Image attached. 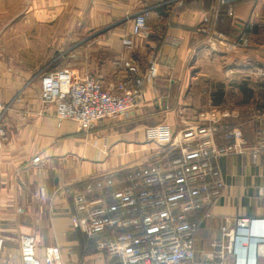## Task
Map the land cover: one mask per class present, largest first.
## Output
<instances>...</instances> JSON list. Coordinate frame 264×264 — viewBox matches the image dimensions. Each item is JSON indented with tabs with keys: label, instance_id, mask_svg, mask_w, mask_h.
I'll return each instance as SVG.
<instances>
[{
	"label": "crops",
	"instance_id": "crops-1",
	"mask_svg": "<svg viewBox=\"0 0 264 264\" xmlns=\"http://www.w3.org/2000/svg\"><path fill=\"white\" fill-rule=\"evenodd\" d=\"M213 3L0 0V57L21 52H70L74 57L85 53L83 64L106 87L121 78L123 60L135 61L146 72L150 61L159 58V76L146 85L144 103L128 118L104 122L92 132L71 121L59 125L52 107L43 112L39 60L27 68L17 58L9 62L0 58V85L13 90L3 94L9 109L2 121L6 139L0 143V237L5 240L0 264H22L23 234L36 237L41 260L49 249H56L62 264H117L73 228V200L58 191L69 186L80 190L92 177L142 158L146 161L152 150L141 142H146L150 127L164 123L177 129L194 123L200 112L215 109L224 122L242 130L249 146L257 142L264 127V0H242L223 9L218 30L229 35L246 32L250 41L249 48L227 53L213 52L196 31L210 18ZM141 11L148 12L149 31L125 47L123 39L130 36L132 19ZM83 30L95 32L80 40ZM167 39L181 44L165 46ZM101 52L105 57L98 59ZM84 73L78 72L81 77ZM132 151L136 157L129 156ZM218 165L226 188L211 210L197 215L202 222L195 240L200 262L213 260L210 242L221 240L226 219L264 214L258 193L264 155L252 164L247 155L232 154ZM41 186L47 190L46 201L33 198Z\"/></svg>",
	"mask_w": 264,
	"mask_h": 264
},
{
	"label": "built area",
	"instance_id": "built-area-1",
	"mask_svg": "<svg viewBox=\"0 0 264 264\" xmlns=\"http://www.w3.org/2000/svg\"><path fill=\"white\" fill-rule=\"evenodd\" d=\"M176 1L183 5L186 0ZM240 1L214 0L210 18L197 27L213 52L249 48L246 32L229 35L218 30L223 9ZM148 31V12L141 11L133 17L131 34L123 45L131 47ZM180 44V40L167 39L164 45ZM119 72L121 78L107 87L95 76L81 77L69 67L43 73L41 109L54 108L59 125L71 121L85 132L104 122H120L144 103L146 85L159 76V58L150 61L146 72L135 61L125 59ZM8 109L0 97V143L6 139L2 121ZM145 136L154 148L142 165L92 177L80 190L69 186L58 191L73 200V228L117 264H264V214L226 219L221 240L211 243L215 251L212 261H198L195 249L202 226L197 215L211 210L226 188L219 160L239 154L257 164L264 155V127L257 142L249 146L239 127L224 122L217 110L210 109L200 112L192 124L173 129L163 123L148 128ZM39 161L36 158L34 163ZM258 193L264 200V176ZM33 198L46 201V188L39 187ZM4 244L0 237V252ZM19 245L22 264H62L56 249H49L39 259L33 235H21Z\"/></svg>",
	"mask_w": 264,
	"mask_h": 264
},
{
	"label": "rangeland",
	"instance_id": "rangeland-1",
	"mask_svg": "<svg viewBox=\"0 0 264 264\" xmlns=\"http://www.w3.org/2000/svg\"><path fill=\"white\" fill-rule=\"evenodd\" d=\"M94 32H95L94 30H90V32H88V30H86V31L83 30V32H82L83 37H80V40L87 38V36H89L91 33H94ZM84 45H86V44H84ZM105 54L106 53H104V52L98 53V59H103L105 57ZM12 57L17 58L19 63H24V66H26L27 68H29V66H31V64H33V62H35L36 60H39V63H41V70H42L41 73H45V72H48V71H51V70H54L57 68L62 69V68H66V67L75 68L78 70V72H85L84 75H88L91 73V71H93V70H90V68H86V66L83 64V63H85V59L88 58V55H86L85 53H83L81 55V57H80V55H78L77 57H74L73 54L70 52H67V53L53 52V53H46V54L45 53L44 54L29 53V52H21V53H17V54L2 53L0 58H1L2 62H5V61L9 62ZM81 63H82V65L80 66L79 64H81ZM76 65H78V66H76ZM99 71H101V70H99ZM38 86L39 85H35V89H38ZM9 87L10 86H8V85H0V97L2 98L3 101H4L3 94H5L7 92H13L12 88L10 89ZM13 88H14V86H13ZM31 90H34V88ZM141 145L149 146V147H147L149 149L154 148V145L151 143H148L147 141L146 142L144 141L143 144L141 142ZM110 150L111 149H109L108 154H107V156H109L108 160H109V158H111ZM129 156L131 158H133V156L136 157V155L133 154V151L129 152ZM142 160H143V158L141 159V161ZM139 161L136 160V161L130 162L124 166H121L120 168H118L117 170H114V171H119V170L121 171V170L130 168V167L134 166V164H136V162L139 163V164H136L138 166L145 163V161H143V162H141V161L139 162ZM125 175H126L125 172H123L121 174V178L124 179ZM201 229H202V226H201L199 232L201 231ZM211 243H212V241L210 242V246H211Z\"/></svg>",
	"mask_w": 264,
	"mask_h": 264
}]
</instances>
